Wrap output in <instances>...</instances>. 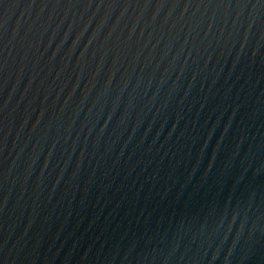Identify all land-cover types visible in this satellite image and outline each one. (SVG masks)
Segmentation results:
<instances>
[{
    "label": "water",
    "instance_id": "obj_1",
    "mask_svg": "<svg viewBox=\"0 0 264 264\" xmlns=\"http://www.w3.org/2000/svg\"><path fill=\"white\" fill-rule=\"evenodd\" d=\"M0 264H264V0H0Z\"/></svg>",
    "mask_w": 264,
    "mask_h": 264
}]
</instances>
